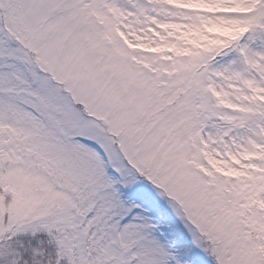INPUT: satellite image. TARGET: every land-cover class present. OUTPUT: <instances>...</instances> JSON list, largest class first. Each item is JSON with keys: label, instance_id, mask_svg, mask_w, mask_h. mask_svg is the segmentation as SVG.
<instances>
[{"label": "snow or ice", "instance_id": "6c2138e0", "mask_svg": "<svg viewBox=\"0 0 264 264\" xmlns=\"http://www.w3.org/2000/svg\"><path fill=\"white\" fill-rule=\"evenodd\" d=\"M0 264H264V0H0Z\"/></svg>", "mask_w": 264, "mask_h": 264}]
</instances>
